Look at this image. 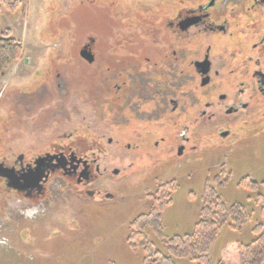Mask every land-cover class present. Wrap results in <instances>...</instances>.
I'll list each match as a JSON object with an SVG mask.
<instances>
[{
  "label": "rangeland",
  "instance_id": "obj_1",
  "mask_svg": "<svg viewBox=\"0 0 264 264\" xmlns=\"http://www.w3.org/2000/svg\"><path fill=\"white\" fill-rule=\"evenodd\" d=\"M10 1L11 5H1L0 26L12 30L23 52L0 71V157L43 150L53 140L74 146L79 153H92L91 148L99 146L102 150L95 152L101 167L117 168L119 174L111 173L107 189L115 198L105 201L84 199L74 192V184L65 185L60 177L47 191L42 208L34 203L22 208L28 200L16 195L3 208L0 192V264H143L141 247L128 241L129 225L149 208L150 195L170 181H176L178 188L165 210L163 233L149 235L161 249L170 236L192 231L207 185L227 202H243L258 211L257 193L240 181L250 176L261 184L258 192L264 193V126L240 130L241 137L231 148L236 151L228 155L207 147L201 157L152 163L125 146L132 134L114 133L112 124L89 112L87 92L98 94L103 53L120 46V31L127 32L121 46H129L131 24L123 16L134 0L128 7L125 0ZM91 39L97 54L94 64L80 54ZM93 100L91 106L97 107ZM119 139L123 146L116 143ZM224 166L223 177L216 179ZM251 223L242 231L223 230L211 251L213 264L231 244L253 239ZM179 264L194 263L183 258Z\"/></svg>",
  "mask_w": 264,
  "mask_h": 264
},
{
  "label": "flooded vegetation",
  "instance_id": "obj_2",
  "mask_svg": "<svg viewBox=\"0 0 264 264\" xmlns=\"http://www.w3.org/2000/svg\"><path fill=\"white\" fill-rule=\"evenodd\" d=\"M129 2L125 0V7ZM131 4L129 14L122 15L131 24L129 46H121L127 32L120 31V46L103 53L98 94L87 92L89 112L112 124L114 133L132 134L125 146L152 163L201 157L207 147L227 155L236 151L231 148L240 139V130L264 126V0ZM94 42L84 45L95 56L89 64L97 59ZM92 98L97 107L91 106ZM121 142L116 141L118 146L124 145ZM91 149L92 153H79L74 146L53 140L30 154L7 153L0 157V170L13 169L18 177L31 170L35 177L17 183L12 175H0V192L8 196L6 201L13 195L28 200L22 208L33 203L42 208L47 191L60 177L65 185L74 184V192L84 199H114L107 188L111 173L119 174L115 173L119 169L101 167L95 149H102Z\"/></svg>",
  "mask_w": 264,
  "mask_h": 264
},
{
  "label": "trees",
  "instance_id": "obj_3",
  "mask_svg": "<svg viewBox=\"0 0 264 264\" xmlns=\"http://www.w3.org/2000/svg\"><path fill=\"white\" fill-rule=\"evenodd\" d=\"M3 3L11 5V1L0 0V20ZM22 52V43L13 35L12 30L2 29L0 26V71L18 60ZM223 168L215 176L216 179L223 177L225 166ZM240 184L257 193L254 203L258 211L243 202H227L213 186L207 185L204 202L192 231L170 236L164 241V249L156 247L149 235L152 231L163 233L165 210L173 203L178 184L176 181L161 184L150 195L151 203L146 212L138 214L130 222V245L134 248L141 247L143 264H179V260L183 258L190 259L194 264H213L211 251L223 230L229 227L242 231L249 223L254 222L251 223L253 239L228 246L217 264H264V193L258 192L261 184L250 176L244 177ZM7 197L3 198V208Z\"/></svg>",
  "mask_w": 264,
  "mask_h": 264
},
{
  "label": "water",
  "instance_id": "obj_4",
  "mask_svg": "<svg viewBox=\"0 0 264 264\" xmlns=\"http://www.w3.org/2000/svg\"><path fill=\"white\" fill-rule=\"evenodd\" d=\"M80 54H81L82 58H84L89 63H92L95 60V56H94L92 50L89 49V45L84 46V48L81 50ZM46 158H48V157L47 156L46 157H42L39 160L44 161V160H46ZM53 158H54V156H53ZM7 171H9V173H5L4 171L0 170V175H4V176H10V175H12V177L14 178V181L15 182L17 181V183H18V181H21L22 179L27 180V177L28 176H31V177L33 176L32 178L35 177L34 172L31 171V170L30 171H27V173L24 176H22V177H18L13 169H9ZM118 171L119 170H115V173H118ZM42 175L43 174H41V169H40V167L38 165V167L36 168L37 181H40V177Z\"/></svg>",
  "mask_w": 264,
  "mask_h": 264
},
{
  "label": "built area",
  "instance_id": "obj_5",
  "mask_svg": "<svg viewBox=\"0 0 264 264\" xmlns=\"http://www.w3.org/2000/svg\"><path fill=\"white\" fill-rule=\"evenodd\" d=\"M21 211V210H20ZM23 212V211H22ZM22 214H25V215H27L28 216V214H27V211L26 212H23Z\"/></svg>",
  "mask_w": 264,
  "mask_h": 264
}]
</instances>
